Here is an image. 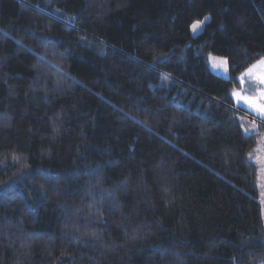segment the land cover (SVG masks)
<instances>
[{
    "label": "trees",
    "instance_id": "16d2710c",
    "mask_svg": "<svg viewBox=\"0 0 264 264\" xmlns=\"http://www.w3.org/2000/svg\"><path fill=\"white\" fill-rule=\"evenodd\" d=\"M262 57L264 0H0V264H264Z\"/></svg>",
    "mask_w": 264,
    "mask_h": 264
},
{
    "label": "rangeland",
    "instance_id": "374dc122",
    "mask_svg": "<svg viewBox=\"0 0 264 264\" xmlns=\"http://www.w3.org/2000/svg\"><path fill=\"white\" fill-rule=\"evenodd\" d=\"M205 17H208V19H209V15H205L200 20H204L206 22L208 19L205 20ZM196 21H198V20H195L190 24V33L192 35L198 34L203 27L202 26L201 29L197 33L193 34V32L191 30V25ZM212 56L216 57V58H224V57L217 56V55H212ZM206 63L208 65L209 69L213 73L220 75L222 77L228 76V71L225 72L224 68L222 66H219L222 63L221 61H219V60L216 61L218 66L213 67V63L210 62L208 57H207ZM255 64L256 63L253 62L245 69H249L252 65H255ZM244 70L241 73L246 71V70L245 71ZM261 73H264V66H258L257 68H255L253 70V73L251 75H247V76H249L250 79L253 80V78L256 77L255 75H260ZM167 80H168L167 77L163 78L164 83H166ZM238 82L240 84L239 79H238ZM244 87L251 89L250 92H248V91L244 92V93H246V95L243 93L245 96H248L249 94H251V95H257V97H259L260 90L264 89V85L260 86V85H256L255 83H252V82H249L248 84L244 85ZM235 88H234L235 90H241V87H235ZM256 90H257V92H256ZM232 91H233V89L231 90V92ZM231 92H230V96H231ZM231 100H232L234 107H237V108L239 107V109H241V110L247 112L248 114L252 115L253 118L255 117V118L261 120L258 117V115L256 114V112L253 111L246 103H244L242 101H238V100H236V101H238V103L233 102L234 100H233L232 96H231ZM257 102H261V101L258 100ZM259 133L260 134L256 137V143H255V146L253 149V153L251 155V159L253 160V162L256 165V188H257V193H258L257 197H258V201L260 204V213H261L262 225H263V230H264V131H259ZM253 154H254V156H253Z\"/></svg>",
    "mask_w": 264,
    "mask_h": 264
},
{
    "label": "snow or ice",
    "instance_id": "6c2138e0",
    "mask_svg": "<svg viewBox=\"0 0 264 264\" xmlns=\"http://www.w3.org/2000/svg\"><path fill=\"white\" fill-rule=\"evenodd\" d=\"M207 19L208 17H205V20ZM204 22H205L204 20H198L191 25V30L193 34L197 33L201 29ZM208 59L210 62L213 63V67L218 66L216 61L218 60L221 61L222 63L219 66H222L225 72L228 71V61L226 58H216V57H213L211 54H209ZM258 66H264V57H262L259 61H257L255 65H252L249 69H246L245 73H241V76L238 79L242 85L244 83V79H243L244 76L251 75L253 73V70L257 68ZM256 79L261 85H264V73H261L260 75H258ZM231 96L233 100H238V101H242L246 103L253 111L256 112L258 117L262 121H264V89L260 90V95L259 97H256V98L245 96L241 91H238L235 89H233V91L231 92ZM258 100L261 102H257ZM241 127H243V125H241ZM244 131L245 133H248L250 129L245 128Z\"/></svg>",
    "mask_w": 264,
    "mask_h": 264
},
{
    "label": "crops",
    "instance_id": "0c3cea01",
    "mask_svg": "<svg viewBox=\"0 0 264 264\" xmlns=\"http://www.w3.org/2000/svg\"><path fill=\"white\" fill-rule=\"evenodd\" d=\"M261 58H259V59H257L256 61H254V63H257V61H259ZM247 68V67H246ZM246 70V69H245ZM244 70V71H245ZM243 73H245V72H243ZM241 76V74L238 76V78ZM256 77L258 76V75H255ZM256 77H254L253 78V80L252 79H250V77L249 76H247V75H245L244 76V83H243V85L240 83V85H239V87H241V90H238V91H241L242 93H244V92H250L251 91V89L250 88H247V87H244V85H246V84H248L249 82H252V83H255L256 85H260V86H263V85H261L259 82H258V80L256 79ZM236 89V88H235ZM256 92H257V90H256ZM259 92V91H258ZM245 95H246V93H244ZM248 97H257V95H251V94H249L248 95ZM233 102H236V103H238V101H236V100H234ZM237 108V107H236ZM239 108V107H238ZM248 118H253L252 116L251 117H248ZM254 120H256L257 121V119H255V118H253Z\"/></svg>",
    "mask_w": 264,
    "mask_h": 264
},
{
    "label": "water",
    "instance_id": "95a60500",
    "mask_svg": "<svg viewBox=\"0 0 264 264\" xmlns=\"http://www.w3.org/2000/svg\"><path fill=\"white\" fill-rule=\"evenodd\" d=\"M241 112V111H240ZM244 115L248 116L246 113L242 112ZM248 117H251V116H248Z\"/></svg>",
    "mask_w": 264,
    "mask_h": 264
}]
</instances>
